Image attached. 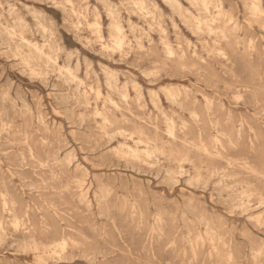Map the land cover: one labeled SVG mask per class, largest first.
I'll use <instances>...</instances> for the list:
<instances>
[{
	"label": "rangeland",
	"instance_id": "1",
	"mask_svg": "<svg viewBox=\"0 0 264 264\" xmlns=\"http://www.w3.org/2000/svg\"><path fill=\"white\" fill-rule=\"evenodd\" d=\"M0 264H264V0H0Z\"/></svg>",
	"mask_w": 264,
	"mask_h": 264
},
{
	"label": "bare ground",
	"instance_id": "2",
	"mask_svg": "<svg viewBox=\"0 0 264 264\" xmlns=\"http://www.w3.org/2000/svg\"><path fill=\"white\" fill-rule=\"evenodd\" d=\"M246 9V8H245ZM121 25V24H120ZM117 22H112L111 24V36L113 38V41L117 45H121L123 43V36H122V27ZM97 28V27H96ZM100 28V27H99ZM98 29V28H97ZM101 31V30H100ZM198 31V30H197ZM98 32V31H97ZM100 34V33H99ZM101 35V34H100ZM125 37V36H124ZM103 38V37H101ZM125 39V38H124ZM112 40V39H111ZM108 48V47H107ZM36 51L38 52L39 56L41 57L43 55V52L40 51L38 48H36ZM52 62V61H51ZM54 64V63H53ZM118 107V106H117Z\"/></svg>",
	"mask_w": 264,
	"mask_h": 264
}]
</instances>
